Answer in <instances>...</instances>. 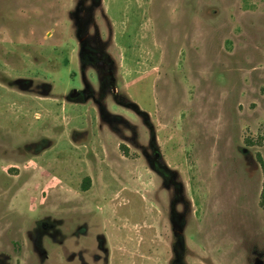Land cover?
I'll use <instances>...</instances> for the list:
<instances>
[{
	"label": "rangeland",
	"instance_id": "obj_1",
	"mask_svg": "<svg viewBox=\"0 0 264 264\" xmlns=\"http://www.w3.org/2000/svg\"><path fill=\"white\" fill-rule=\"evenodd\" d=\"M262 135L264 0H0V264H264Z\"/></svg>",
	"mask_w": 264,
	"mask_h": 264
},
{
	"label": "trees",
	"instance_id": "obj_2",
	"mask_svg": "<svg viewBox=\"0 0 264 264\" xmlns=\"http://www.w3.org/2000/svg\"><path fill=\"white\" fill-rule=\"evenodd\" d=\"M260 142L264 143V135H262V137H260ZM261 165H262V171H263V180H262L261 192L259 195V203L261 205H264V163H262Z\"/></svg>",
	"mask_w": 264,
	"mask_h": 264
},
{
	"label": "flooded vegetation",
	"instance_id": "obj_3",
	"mask_svg": "<svg viewBox=\"0 0 264 264\" xmlns=\"http://www.w3.org/2000/svg\"><path fill=\"white\" fill-rule=\"evenodd\" d=\"M78 93V92H77Z\"/></svg>",
	"mask_w": 264,
	"mask_h": 264
}]
</instances>
